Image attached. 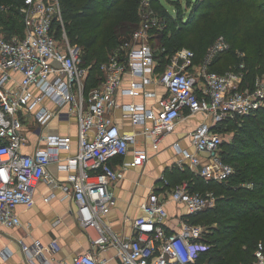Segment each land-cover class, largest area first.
Instances as JSON below:
<instances>
[{
  "label": "built area",
  "instance_id": "obj_1",
  "mask_svg": "<svg viewBox=\"0 0 264 264\" xmlns=\"http://www.w3.org/2000/svg\"><path fill=\"white\" fill-rule=\"evenodd\" d=\"M148 4L144 0L141 5L139 28L101 65L103 83L89 91L91 68L84 65L81 47L70 43L65 30L58 32L64 24L58 0H25L20 8L26 24L23 35L7 38L0 33V226L21 225L17 207L34 203L42 180L54 183L48 169L58 164L59 169L70 173L71 188H62L73 191L81 224L91 233L94 246L102 250L107 245L115 248L120 264H196L207 229L190 223L188 218L181 219L178 227L171 225L166 196L153 192L144 201L142 214L133 220L130 238H120L104 224V216L115 205L110 186L119 178L111 162L126 156L137 136L144 135L158 150L180 121L204 115L205 122L189 134L194 150L174 145L182 155L177 165L182 170L187 166L206 183L227 182L235 168L220 154L225 140L220 131L226 129L223 124L229 120L264 111V77L245 86V62L224 74L213 72L214 61L228 48L224 37L209 46L197 70L189 71L195 52L180 49L165 70L159 71L157 49L150 44L151 33L165 31L167 24L151 10L146 15L144 7ZM152 85L166 92L152 106L119 100L122 96L155 99L158 93L148 89ZM65 107L78 118V152L61 162V154L71 150L72 140L47 134L41 138L44 148L26 153L29 138L24 123L33 119L46 129L52 119L66 116L61 113ZM120 108L124 118L135 128L142 127V131H123L119 127L111 113ZM148 160L146 151L136 150L130 164L142 166ZM242 186L254 188L253 183ZM170 197L186 206L189 215L215 208L219 199L214 192H191L188 182L179 185ZM17 241L29 264H64L56 259L61 249L57 240L52 241L49 250L37 242ZM67 264H106V260L83 253ZM253 264H264L263 242L256 245Z\"/></svg>",
  "mask_w": 264,
  "mask_h": 264
},
{
  "label": "trees",
  "instance_id": "obj_2",
  "mask_svg": "<svg viewBox=\"0 0 264 264\" xmlns=\"http://www.w3.org/2000/svg\"><path fill=\"white\" fill-rule=\"evenodd\" d=\"M74 1L60 0V3L64 6L62 15L68 27L69 41L72 45L81 47L84 65L91 68L87 81L89 91L104 80L101 65L108 61L113 49L128 40L140 26L141 5L144 0H83L79 10H76ZM152 1L158 4V0ZM1 2L6 4L10 14H0V27H3L0 31L7 38L22 36L23 16L9 5L20 9L25 0H0ZM243 6L244 30L248 31L256 24L263 28L264 0H202L195 4L184 27L174 23L169 28L167 25L165 31H152L151 40L156 38L157 48L152 46L151 40L150 44L157 49L162 64L160 71L163 72L174 53L185 46L193 48L195 62L201 63L205 55L203 58L199 57V51L204 50L207 43L210 46L215 36L205 24L211 18H220L224 13L242 9ZM203 9L205 14H199ZM167 12L163 9L162 13L167 15ZM245 50L247 47H244V52ZM224 56L221 54L217 57L211 67L212 71L220 74L227 71L223 72L218 68ZM241 60L236 59L235 66H239ZM244 62L247 66L251 62L248 55ZM252 64L250 78L264 74V41L252 48ZM231 69L229 67L228 71ZM228 126L235 127L240 135H244V139L239 141V145L223 143L221 146L223 160L235 168V174L227 182L206 183L202 178L195 177L188 168L183 171L178 168L175 175L168 177L178 179L176 188L188 182L191 192H214L219 197L215 208L188 216L190 223L207 229L200 241L203 246L196 264L204 260L208 261L207 264H253L256 245L264 243V111L253 117L236 118L223 124L224 128ZM249 183L254 184L253 189L242 186ZM176 188L165 186L171 192Z\"/></svg>",
  "mask_w": 264,
  "mask_h": 264
},
{
  "label": "crops",
  "instance_id": "obj_3",
  "mask_svg": "<svg viewBox=\"0 0 264 264\" xmlns=\"http://www.w3.org/2000/svg\"><path fill=\"white\" fill-rule=\"evenodd\" d=\"M159 64L158 70L160 71L162 66L160 59ZM198 67V63L194 60V65L189 71L197 70ZM15 76L18 80L20 79V75L16 74ZM148 89L157 92L158 97L155 99H133L122 96L119 100L122 103L135 101L152 106L159 98L166 96L165 89L162 87L152 85ZM54 108L55 106L52 109ZM61 113L66 116L52 119L46 129H42L33 119L24 123V132L29 138V143L24 149L26 153L34 154L37 150L44 148L45 142L41 138L47 134L71 138V150L62 152L61 162H66L69 157L78 152L77 115L69 114L71 111L68 107L63 108ZM111 115L123 131H142V127L135 128L128 119L124 118L121 108L114 110ZM205 120L204 115H194L180 121L174 132L164 140L158 150L153 148L151 141L144 135H139L135 145L132 146L126 156L118 157L111 162L113 168L118 172L119 178L110 186L115 205L104 216V224L117 236L124 239L132 237L133 220L142 214L141 205L153 192L161 194L162 197L166 196L168 200V222L171 225L175 224L178 227L181 219L188 218L189 213L186 206L171 201V191L165 189L167 185L164 182L168 178L167 175L173 171L171 169L173 163L183 171L177 165V161L182 158V155L174 148V145L179 144L182 149L193 151L194 147L189 139V134ZM136 150L147 152L149 160L146 164L142 166L130 164L134 160ZM185 168L188 167L185 166L184 170ZM48 170L55 180L54 183L50 184L42 180L36 188L34 203L30 207L19 206L16 209L21 225L13 228L0 226V264H29L17 241L20 239H24L28 243H40L46 250H49L52 241L57 240L61 249L56 254V259L64 264L70 263L75 255L83 253H91L100 261L106 260V264H120L116 249L111 246L108 247V245L106 250L94 246L90 238L91 233L82 226L73 191H65L62 188L65 185L71 188L68 182L70 173L59 169L58 164H51ZM46 198L49 200L47 201ZM45 253L48 257L50 256L49 251ZM35 264L41 263L36 261Z\"/></svg>",
  "mask_w": 264,
  "mask_h": 264
},
{
  "label": "rangeland",
  "instance_id": "obj_4",
  "mask_svg": "<svg viewBox=\"0 0 264 264\" xmlns=\"http://www.w3.org/2000/svg\"><path fill=\"white\" fill-rule=\"evenodd\" d=\"M58 1L60 4L61 13L63 14L64 6L61 5L60 0ZM145 1H149V4H148L149 6L144 7V11L146 10V15L149 13L150 10L153 11V16L159 17L162 21H164L168 25V28H169L174 23L179 27H184L185 22L187 21L189 14L193 11L195 4L197 2L198 3L201 2L202 0H158V4L152 0H145ZM233 1L244 2V0H233ZM82 3H83V0L74 1L76 10L81 9ZM0 4H1L0 14L2 15L10 14L8 10L6 11L4 9L7 7L6 4L3 2H1ZM9 6L13 7L12 8L13 10L19 11V14L22 15V12L20 11V9L15 8L12 5H9ZM163 9H166V11H168L167 15L169 16H167L166 13L165 14L162 13ZM205 12L206 11L203 9L199 11L198 13L205 14ZM205 22L206 20L204 21V23ZM21 23H22L21 33L22 32L24 33L26 30V24L24 21V17H23V22L21 21ZM205 26L207 27L209 31L212 32L213 35L215 34L213 41H215L218 37H224L228 45L227 50L223 53L225 55L223 58V61L220 63L218 68L222 69L223 72H225L226 70L228 71L229 67H232V69H236L237 66H235V60L240 58L242 59L241 60V63H242L244 62V59L248 55L251 62H249L248 66L245 62L246 74H247V78H246L247 84L245 86L249 87L253 85V82L258 77H264V74H257L253 78H250L249 70H251V65H253L252 64V48L254 49L257 45L260 44L261 41H264V27L262 28V26L260 27L256 24V25H253V27L249 29L248 31L244 30V6L242 9H239V10L234 9L230 13H224L223 15L220 16V18H216V19L211 18L205 24ZM1 29H3V27H0V30ZM63 30H65L66 33L68 32V27L65 24V22L63 25L59 27L58 32L61 34ZM0 33L3 34L1 31ZM151 44L152 46L157 48L158 41L156 40V38L151 40ZM208 47H209V43H207L204 50L199 51V57L203 58V56L206 54L208 50ZM244 47L245 48L247 47V50H245V52H244ZM181 49L193 50L192 47H186V46ZM200 64L201 63H198V65ZM248 67L250 69H248ZM255 69L257 70L258 66ZM98 84L100 85V83ZM220 132L224 135V138H225L224 143H228V144L236 143L237 145H239V141L244 139V135H240L239 131L235 130V127L228 126L226 129L221 130ZM240 148L244 149L242 146ZM171 169L173 171H171L170 176H173L175 175L176 169H178V167H176L175 164L173 163L171 166ZM167 176L170 177L169 175ZM177 182H178V179H176L175 177H172L169 179L166 178V182L164 183L170 188L172 187L176 188ZM207 262H208L207 260H204L200 264H207Z\"/></svg>",
  "mask_w": 264,
  "mask_h": 264
}]
</instances>
